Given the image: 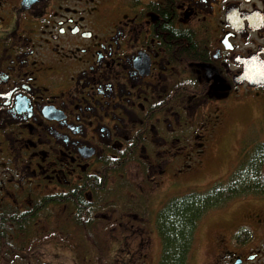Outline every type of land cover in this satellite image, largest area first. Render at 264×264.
Segmentation results:
<instances>
[{"label":"flooded vegetation","instance_id":"flooded-vegetation-1","mask_svg":"<svg viewBox=\"0 0 264 264\" xmlns=\"http://www.w3.org/2000/svg\"><path fill=\"white\" fill-rule=\"evenodd\" d=\"M251 80H264V0H0V259L36 199L96 204L131 166L176 174L225 110L264 100ZM232 205L205 223L228 230L201 264H264V197Z\"/></svg>","mask_w":264,"mask_h":264},{"label":"rangeland","instance_id":"rangeland-1","mask_svg":"<svg viewBox=\"0 0 264 264\" xmlns=\"http://www.w3.org/2000/svg\"><path fill=\"white\" fill-rule=\"evenodd\" d=\"M240 105L224 111L219 131L210 136L205 146L191 145V140L187 143V150L178 153L176 174L157 173L153 177L147 172L142 175L144 180H139L135 177L140 176V168L131 166L123 178L110 181L107 190L95 198L99 208L91 229L102 248L101 261L90 259V246L72 221L73 208L59 205L46 208L28 234L23 232L13 241L17 246L27 243L25 251L16 255L15 261L12 256L2 255L0 264H159L161 239L156 227L159 209L172 196L207 188L227 176L238 162L246 132L264 115V100L250 101L246 97ZM241 200L232 199L218 214H213L216 210L205 214L196 231L191 260L195 254L196 263L201 264L213 249L209 239L214 242V235L228 230L212 229L214 225H209L205 233V223L232 220L234 217L228 211ZM227 208L230 209L226 211Z\"/></svg>","mask_w":264,"mask_h":264},{"label":"trees","instance_id":"trees-1","mask_svg":"<svg viewBox=\"0 0 264 264\" xmlns=\"http://www.w3.org/2000/svg\"><path fill=\"white\" fill-rule=\"evenodd\" d=\"M239 197H264V116L246 132L240 144L238 162L227 176L207 188L190 189L172 196L158 211L156 227L161 239L159 264H191L196 231L202 218L209 211L227 206L229 201ZM50 203H70L74 206L73 220L90 246V259H101L102 248L100 249L91 231L99 205L82 195H55L36 199L33 207L29 208V228H26L23 222L26 220V214L19 215L18 221L23 224L18 225V233H28ZM7 219L3 218V221ZM3 229L8 231L4 224ZM26 245L27 243L17 246L12 243L9 246L6 242L3 243V249L7 247L9 251L20 255L25 251Z\"/></svg>","mask_w":264,"mask_h":264},{"label":"water","instance_id":"water-1","mask_svg":"<svg viewBox=\"0 0 264 264\" xmlns=\"http://www.w3.org/2000/svg\"><path fill=\"white\" fill-rule=\"evenodd\" d=\"M249 80H250V76H249ZM263 82H253L252 80H251V83H264V80H262ZM257 84H255V85H257ZM254 85V84H253Z\"/></svg>","mask_w":264,"mask_h":264}]
</instances>
